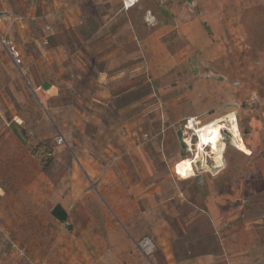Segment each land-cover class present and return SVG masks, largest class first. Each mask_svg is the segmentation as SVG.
I'll return each mask as SVG.
<instances>
[{
  "label": "rangeland",
  "instance_id": "374dc122",
  "mask_svg": "<svg viewBox=\"0 0 264 264\" xmlns=\"http://www.w3.org/2000/svg\"><path fill=\"white\" fill-rule=\"evenodd\" d=\"M154 4L158 6L156 0H144L130 10L129 18L133 12L144 15ZM92 5L91 13L73 26V0H0V37L15 44L22 58L20 67L13 65L0 43V264H44L55 241L73 236V221L86 218L81 206L73 207V188L96 195L103 173L99 163L116 152L127 157L124 145L134 143H140L138 155L148 160L142 167L151 170L160 200L166 201L159 207H170L167 218L175 234L177 264H193L186 260L190 256L219 253L221 246L203 211L211 192L232 182L239 202L250 198L249 203L264 210V69L257 63L264 49L263 30L247 37L221 35V30L210 28L191 40L176 31L151 37L143 19L142 52L121 63L118 70L123 74L109 91L103 84L73 81L78 69H73L74 48L120 10L118 0ZM8 14L23 20L7 30L2 16ZM122 26L119 21L111 27ZM125 37L119 36V42ZM187 44L189 58L182 62L181 48ZM247 46L257 55L250 81L246 76L251 68L231 67L226 56L242 53V60ZM206 49L216 50V58H205ZM167 54L178 55L174 67ZM49 88L53 97L46 93ZM229 114L235 115L251 155L238 151L227 131H222L226 148L221 159H214L208 148L206 155L198 151L196 131ZM57 136L64 140L60 146ZM190 159L196 160L194 173L187 175L181 164ZM88 170L98 174L88 177ZM57 204L67 212L65 224L50 215ZM93 213L92 218L103 219ZM150 257L166 264L156 248L141 263L151 264Z\"/></svg>",
  "mask_w": 264,
  "mask_h": 264
},
{
  "label": "crops",
  "instance_id": "0c3cea01",
  "mask_svg": "<svg viewBox=\"0 0 264 264\" xmlns=\"http://www.w3.org/2000/svg\"><path fill=\"white\" fill-rule=\"evenodd\" d=\"M98 1L101 0H73V26L81 24L79 19L89 13L92 4ZM118 2L120 10L114 17L103 22L84 43L74 48L73 69L78 67L73 73L75 83H98L109 91L113 90L118 75L123 74L118 70L123 65L121 63L134 60L136 53L140 55L142 52L139 30L143 19L148 24L151 37L164 31H176L191 40L196 35L204 36L206 28L221 30V35L246 37L255 36L262 29L264 35V0H191L190 3L184 0H156L158 6L154 4L146 9L142 16L133 12L132 19L129 18L130 10L140 3L124 11L120 0ZM162 19L165 20L163 24ZM119 21L123 22L122 28L111 27L113 22ZM122 34L126 37L119 42L118 37ZM157 50L158 47L154 51ZM251 50L247 46L242 60L239 58L242 53L230 51V55H226L231 67L244 64L251 68L246 81H250L251 74H254L253 59L257 58ZM189 52V44L181 48L182 62L189 58ZM205 54V58L211 59L212 54L216 58V50L206 49ZM259 56L261 60L257 63L264 69V49ZM178 58L177 54H167L166 60L174 67ZM47 92L54 96L53 88L47 89ZM260 93L264 99V87ZM82 96L87 98L85 93ZM261 115L260 136L261 147L264 148V111ZM124 147L129 150L126 151L129 153L127 157L116 152L117 155L99 163L103 173L99 169L96 195L87 189L79 194L78 189L73 188V207L77 209L81 206L86 218L73 221V236L55 241L44 264H142L144 257L135 244L143 237L153 241L166 264H177L172 247L175 234L167 218L170 207H159L166 201L160 200V190L151 179V170L142 167L148 164V160L146 156L138 155L140 143ZM216 169L222 171L221 167ZM96 174L98 171L94 173L93 170L87 173L88 177ZM238 194V188L230 182L228 187L220 186L205 198L203 211L208 216L221 251L190 256L187 261H193V264H264V210L254 202L249 203L250 198L239 202ZM94 211L103 219L92 218L90 215ZM149 260L151 264H156L151 257Z\"/></svg>",
  "mask_w": 264,
  "mask_h": 264
},
{
  "label": "bare ground",
  "instance_id": "6f19581e",
  "mask_svg": "<svg viewBox=\"0 0 264 264\" xmlns=\"http://www.w3.org/2000/svg\"><path fill=\"white\" fill-rule=\"evenodd\" d=\"M192 122L193 120H190L189 125L191 128L194 126ZM222 131H227L231 135V144L236 147L238 151L246 155H251L250 150L246 147L241 135L239 134L236 117L234 114L213 119L210 122L204 124L200 130L196 131L198 135V147L196 148H198V151L205 153V148H208L209 154L214 156V159H221V156L226 148V144L224 143L222 137ZM204 155H206V153ZM199 157L200 154L197 152L195 159L198 160ZM196 160L190 159L188 161L182 162L181 167L184 174L192 175L194 173L192 162ZM219 167L220 165L216 166V168Z\"/></svg>",
  "mask_w": 264,
  "mask_h": 264
},
{
  "label": "built area",
  "instance_id": "2783aa9c",
  "mask_svg": "<svg viewBox=\"0 0 264 264\" xmlns=\"http://www.w3.org/2000/svg\"><path fill=\"white\" fill-rule=\"evenodd\" d=\"M142 1L143 0H120L122 10H124V11H128V10L132 9L134 6L141 3ZM2 17H3L4 21L7 23V30H10L14 24L21 23L23 20V17L13 15V14L3 15ZM0 43H1L2 47L5 49L8 57L12 61L13 65H15L16 67H20V65L22 64V58H21V53L19 52L18 47L15 44H13L11 41L5 40L3 37H0ZM189 123H190V121L187 122L188 125H189ZM187 128H188V126L185 127V129H187ZM144 138H146V137L144 136ZM55 141H56V144L59 146L64 143V140L61 136H57L55 138ZM188 150L191 153L190 147H188ZM135 246H136L137 251L144 258H147L155 250V245L149 237L141 238L135 244Z\"/></svg>",
  "mask_w": 264,
  "mask_h": 264
},
{
  "label": "trees",
  "instance_id": "16d2710c",
  "mask_svg": "<svg viewBox=\"0 0 264 264\" xmlns=\"http://www.w3.org/2000/svg\"><path fill=\"white\" fill-rule=\"evenodd\" d=\"M92 34V33H91ZM91 36V35H90ZM51 217L56 220L57 222L61 223V224H65L67 222V212L65 211V209L57 204L55 205L51 212H50Z\"/></svg>",
  "mask_w": 264,
  "mask_h": 264
}]
</instances>
